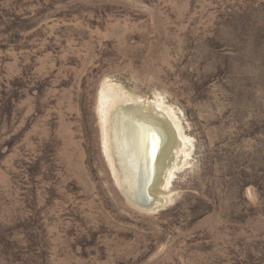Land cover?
<instances>
[{
	"label": "rangeland",
	"instance_id": "1",
	"mask_svg": "<svg viewBox=\"0 0 264 264\" xmlns=\"http://www.w3.org/2000/svg\"><path fill=\"white\" fill-rule=\"evenodd\" d=\"M131 99L190 146L158 211L113 159ZM0 264H264V0H0Z\"/></svg>",
	"mask_w": 264,
	"mask_h": 264
},
{
	"label": "bare ground",
	"instance_id": "2",
	"mask_svg": "<svg viewBox=\"0 0 264 264\" xmlns=\"http://www.w3.org/2000/svg\"><path fill=\"white\" fill-rule=\"evenodd\" d=\"M158 103L153 106L131 99L125 107L119 106L110 134L123 191L138 208L146 211H158L163 207L166 199L156 196L166 193L179 167L184 164V157H188L184 155L181 160V153L190 147L188 140L176 131V120L171 121L162 113L163 100ZM164 183L166 185L160 191ZM150 200L152 204L146 205Z\"/></svg>",
	"mask_w": 264,
	"mask_h": 264
},
{
	"label": "water",
	"instance_id": "3",
	"mask_svg": "<svg viewBox=\"0 0 264 264\" xmlns=\"http://www.w3.org/2000/svg\"><path fill=\"white\" fill-rule=\"evenodd\" d=\"M152 177H153V174H152ZM152 200H153V199H152ZM152 200H150L148 203H146V205H148V206L151 205L152 202H153ZM148 206H147V207H148Z\"/></svg>",
	"mask_w": 264,
	"mask_h": 264
}]
</instances>
